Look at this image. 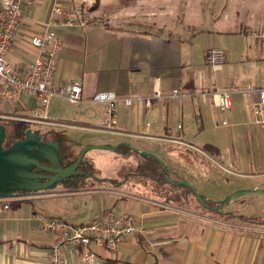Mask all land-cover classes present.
<instances>
[{"label":"crops","instance_id":"1","mask_svg":"<svg viewBox=\"0 0 264 264\" xmlns=\"http://www.w3.org/2000/svg\"><path fill=\"white\" fill-rule=\"evenodd\" d=\"M131 2L34 0V7L22 5L8 62L24 73L37 52L31 37L51 22L47 30L62 44L53 83L82 84L80 103L53 98L46 110L50 124L24 125L55 144L62 163L75 161L87 146L112 150L86 153L88 175L69 184L0 198V264H46L54 237L40 229L44 219L81 225L105 212L131 217L137 234L120 241L115 252L92 243L99 264H264V127L246 110L256 100L251 89L262 86L264 75L256 86H242V69L224 70L229 59L223 49L222 70L213 73L204 58L211 48L198 52L199 32L188 34L190 27L151 32L147 19L144 27L105 19L106 12L122 6L136 10ZM158 3L167 13L168 1ZM77 10L84 25L65 26L66 15L73 17ZM197 13H190L191 25L202 23ZM235 22L216 26L234 37ZM253 32L248 33L256 39ZM245 33L240 29L239 35ZM256 40L260 57L264 42ZM216 90L230 92L225 112L215 105ZM102 92L118 98L111 132L102 127L104 104L92 100ZM37 107L36 98L20 95L0 105V113L26 118ZM167 180L192 186L205 206L189 188ZM239 191L251 192L222 206ZM64 258L66 264H84L75 246L65 250Z\"/></svg>","mask_w":264,"mask_h":264},{"label":"built area","instance_id":"2","mask_svg":"<svg viewBox=\"0 0 264 264\" xmlns=\"http://www.w3.org/2000/svg\"><path fill=\"white\" fill-rule=\"evenodd\" d=\"M56 1V0H54ZM34 7V0H0V105L14 103L20 95L36 98L38 107L29 117H18L12 113H0V120H18L26 123L50 124L46 119L48 104L53 98H60L71 104H78L82 100V84L79 80H70L63 85H54L59 55L62 44L47 29L51 22H47L30 39V44L36 49L33 63L26 67L24 73L16 71L7 60L9 49L14 44L16 33L22 20V5ZM57 6V5H56ZM57 12V8H52ZM64 23L67 27L84 25L80 20L81 11L77 10L73 17L66 15ZM80 17V18H79ZM253 36L264 42V28H255ZM205 63L217 74L222 70L225 61V52L219 48H211L205 52ZM251 91L256 92V100L249 103L246 110L254 117L256 125L264 127V80L262 86ZM177 91H172L176 96ZM158 92L154 97H159ZM215 105L225 112L230 108V92L216 90L214 93ZM93 102L104 104L102 127L111 132L113 113L118 101L115 93L102 92L93 96ZM126 105L131 99H123ZM8 206H5L7 208ZM131 217L116 218L111 212H105L101 217H95L89 223L70 225L58 219H44L40 229L54 237L50 245L46 264H66L65 250L75 246L80 250L84 264H99L91 244L95 243L110 252H115L123 239L137 234Z\"/></svg>","mask_w":264,"mask_h":264},{"label":"rangeland","instance_id":"3","mask_svg":"<svg viewBox=\"0 0 264 264\" xmlns=\"http://www.w3.org/2000/svg\"><path fill=\"white\" fill-rule=\"evenodd\" d=\"M120 1L124 2L126 6L132 1V5L137 9L130 11V7L118 5L122 6L121 9L106 12L105 19L109 17L108 20L111 19L112 22L126 27L133 24L144 27V21L147 19L149 22L146 25H149L148 30L151 32L159 30L168 32L176 29L186 31L190 27L188 34L192 31L199 32L195 39L198 52L201 53L208 48H221L227 52L229 59L223 67L224 70L228 66L233 67V65L238 71L242 69V75L239 77L242 86H256L259 77L264 75V44L262 43L259 57L258 42L248 33L255 31L256 26L264 28V0H166L168 1L167 13L158 3L160 0H147L149 2L147 4H137L134 3V0ZM193 9L199 11L196 15L202 18V23L191 25L192 18L190 20L189 16ZM150 11L152 14H149ZM219 21H236L234 28L236 27L238 35L231 37L221 34L223 28L220 25L216 26ZM240 29L246 33L239 35ZM208 32L209 34H207ZM10 121L27 124L23 121ZM28 125L33 124L28 123ZM87 153H89L88 156H91L101 152L91 150ZM86 165L87 162L84 164V169L88 168Z\"/></svg>","mask_w":264,"mask_h":264},{"label":"water","instance_id":"4","mask_svg":"<svg viewBox=\"0 0 264 264\" xmlns=\"http://www.w3.org/2000/svg\"><path fill=\"white\" fill-rule=\"evenodd\" d=\"M5 137V127L0 124V198H9L18 193L52 190L57 187V184H69L74 176L88 175L77 170L88 151L96 149L112 150L101 145L84 147L79 152L74 163L62 168L61 166L64 163H62L61 157L57 154L55 144L42 141L38 134L27 130L23 139L14 142L8 148L3 147ZM135 152L138 151L135 150ZM43 163H47L49 166ZM37 170L53 175H40ZM36 180H47V182L36 183ZM167 182L175 186L183 185L189 188L193 191L200 204L205 206L202 200L203 197L197 195L192 186L185 182L174 183L168 180ZM249 192L251 191L234 193L223 201L222 206L228 204L233 197Z\"/></svg>","mask_w":264,"mask_h":264},{"label":"trees","instance_id":"5","mask_svg":"<svg viewBox=\"0 0 264 264\" xmlns=\"http://www.w3.org/2000/svg\"><path fill=\"white\" fill-rule=\"evenodd\" d=\"M0 124L4 125L5 127V132H6V137H5V141L3 144L4 148H8L10 145H12L14 142L19 141L21 139L24 138L25 133L28 129L27 126L23 125V124H19L13 121H3L0 120ZM45 140H51L49 139L47 136L44 137ZM74 161L72 162H66L65 163V167L71 165ZM84 164H85V159L83 157L81 163H80V169H84ZM87 172V170H86ZM79 176L74 177V179H78Z\"/></svg>","mask_w":264,"mask_h":264},{"label":"flooded vegetation","instance_id":"6","mask_svg":"<svg viewBox=\"0 0 264 264\" xmlns=\"http://www.w3.org/2000/svg\"><path fill=\"white\" fill-rule=\"evenodd\" d=\"M45 140V139H44ZM44 165H47V166H49V164H47V163H43ZM54 167H56L55 165H54ZM62 168L63 167H65V163H64V165L63 166H61ZM36 170V169H35ZM77 170L78 171H80V172H82V173H86L87 174V172H85V170H83V169H80V166L77 168ZM38 171V170H37ZM38 174H40V175H47V176H52L53 174H51V173H45V172H42V171H38ZM84 175H82V177H83ZM74 178V177H73ZM72 179V178H71ZM39 182H47V180H41V181H38V180H36V183H39ZM64 184V183H63ZM59 184H57V186H58ZM23 194H26V193H23Z\"/></svg>","mask_w":264,"mask_h":264}]
</instances>
